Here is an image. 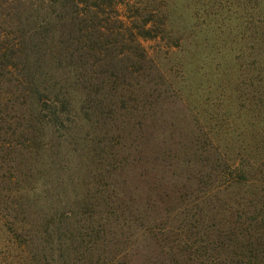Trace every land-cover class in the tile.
<instances>
[{"label":"rangeland","instance_id":"374dc122","mask_svg":"<svg viewBox=\"0 0 264 264\" xmlns=\"http://www.w3.org/2000/svg\"><path fill=\"white\" fill-rule=\"evenodd\" d=\"M217 1L70 8L74 26L62 37L72 60L84 59L80 75L70 67L76 91L67 90L63 124L0 69V264H57V244L69 262L75 246L94 264H160L167 239L182 242L184 221L197 218L200 182L221 183L214 173L232 165L264 168V61L248 30L239 39L244 18ZM9 6L0 0V21ZM47 73L57 85L67 76ZM46 84L50 104L59 94Z\"/></svg>","mask_w":264,"mask_h":264},{"label":"trees","instance_id":"16d2710c","mask_svg":"<svg viewBox=\"0 0 264 264\" xmlns=\"http://www.w3.org/2000/svg\"><path fill=\"white\" fill-rule=\"evenodd\" d=\"M86 1L39 0L40 7L36 5L33 7L30 0H9L11 6L6 9L4 19L0 21V32L11 37L8 43L3 44L0 40V69H10L8 82L14 81V85L18 84L24 92L30 88L37 96L40 108L45 106L49 109L52 120H56L55 124L66 122V114L70 112L72 106L67 90L70 88L71 91H76L72 88L73 83H66L67 79L70 80V67L76 71L79 69L73 77L80 75L84 59L75 56L76 62L72 60L73 55L67 50L71 44L62 37L64 35L62 29L64 28L66 33L69 27L74 26L75 21L71 17L70 8L73 10L78 4H85ZM208 1L218 5L217 0ZM224 1L229 9L233 10L232 19L242 21L244 18V25L236 28L239 39L243 38L248 30L247 39L255 40L257 49L259 48L256 55L262 57L264 61V0ZM49 8L54 9L47 16ZM55 11L57 14H54ZM50 15L53 24L50 22ZM55 68L61 70V74L67 75L63 79V84L51 82L57 73L47 72ZM15 69L16 77L12 76ZM262 71L261 91L264 103V70ZM46 73L48 76L44 78ZM42 83L49 84L50 88L54 87L60 97L52 95L50 101L52 103L44 102L42 99L44 96L39 88ZM61 115L65 117L61 119ZM261 138L259 144L263 145L259 146L264 150V126ZM253 149L257 150L256 147ZM249 165V163L246 166L232 165L222 172L216 170L214 173L216 178L226 176L219 184L207 185L200 182L197 189L199 194L197 193L196 197L198 204L194 206L197 218L193 222L184 221L182 242L167 239L169 246L162 251L160 264H264V168L254 170ZM251 174L256 178L254 183ZM247 176L251 178L246 179ZM234 186L242 188L245 186L248 189L247 195L233 200L217 196L218 192ZM206 209L210 212L208 218L204 212ZM61 246L57 244L52 249L57 253V264H73L72 262L76 264L77 260L79 264H94L89 250L75 246H73L75 255L70 258L72 262H69L65 258L67 253L64 254L62 250L64 248Z\"/></svg>","mask_w":264,"mask_h":264}]
</instances>
